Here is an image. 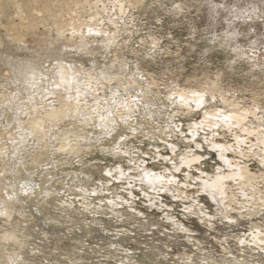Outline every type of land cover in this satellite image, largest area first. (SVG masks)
Returning a JSON list of instances; mask_svg holds the SVG:
<instances>
[{
	"label": "clouds",
	"instance_id": "9594fccd",
	"mask_svg": "<svg viewBox=\"0 0 264 264\" xmlns=\"http://www.w3.org/2000/svg\"><path fill=\"white\" fill-rule=\"evenodd\" d=\"M142 3L96 0L94 23L72 28L55 55L31 59L26 48L19 53L23 63H0V81L14 82L27 97L23 115L47 123L46 115L57 113L62 127L45 129L49 143L73 138L77 158L65 163L80 171L61 194L81 193L84 211L107 218L89 221L86 242H77L76 255L65 264H137L120 237L135 236L137 224L148 225L153 217L160 223L145 230L163 237L156 264H264V258H250L264 253V107L248 110L258 125L253 143L245 114L224 116L218 110L223 97L215 91L160 80L149 62L166 52L163 37L146 32L137 46L141 51L128 48L137 31L129 10ZM247 38L253 51L264 53V32L250 29ZM228 106L237 109L238 103ZM96 153L101 162L89 167L84 157ZM129 212L127 229L107 222ZM17 264H25L23 257Z\"/></svg>",
	"mask_w": 264,
	"mask_h": 264
},
{
	"label": "rangeland",
	"instance_id": "374dc122",
	"mask_svg": "<svg viewBox=\"0 0 264 264\" xmlns=\"http://www.w3.org/2000/svg\"><path fill=\"white\" fill-rule=\"evenodd\" d=\"M51 3L56 5L55 21L48 12ZM95 7L96 0H0V63L9 67L23 63L19 53L26 48L31 49V59L55 55L57 47L67 43L72 28L83 22L94 23ZM129 11L137 29L129 51H141L137 46L146 32L163 37L161 47L166 52L149 62L160 80H178L182 87L199 91L198 82L204 79V88L215 85L214 91L223 97L221 110L249 109L255 102L264 105V53L259 48L253 51L247 38L250 29L264 32V19L259 18L264 5L259 0H143ZM157 18L160 24L155 23ZM59 22L65 25V32L54 29ZM29 27L35 33L27 31V36H20ZM49 27L54 30L50 32ZM49 35L56 38V44L44 40ZM224 98L238 103V108L231 109ZM22 99L27 97L18 94L14 82L0 81V211L7 213L0 216V264H17V257H23L25 264H65L76 255L80 246L77 242H86L89 221L107 218H94L84 211L81 193L61 194L67 193L66 185L76 179L73 173L80 171L79 166L65 163L77 158L72 152L73 138L65 135L59 142L49 143L45 129L62 127L57 113L50 112L52 117L48 113L47 123L40 121L37 125L21 113ZM248 120L245 122H250L251 128L258 127L256 121ZM256 138V134L248 137L253 143ZM228 142L233 141L229 138ZM216 143L223 146L222 140ZM53 144L59 151H53ZM228 155L231 157V153ZM101 159L96 153L84 157V163L91 167L93 160L100 163ZM256 167L255 163L251 165L253 171ZM14 193L18 194L9 201L7 196ZM114 211L123 215L120 208ZM131 215L129 212L119 222L112 216L107 222L114 228L127 229ZM154 223L160 222L155 217L148 225L140 222L135 236L120 237L128 241L124 246H130L137 264H156L158 241L163 237H158V231L145 230ZM250 258L258 262L264 253Z\"/></svg>",
	"mask_w": 264,
	"mask_h": 264
},
{
	"label": "bare ground",
	"instance_id": "6f19581e",
	"mask_svg": "<svg viewBox=\"0 0 264 264\" xmlns=\"http://www.w3.org/2000/svg\"><path fill=\"white\" fill-rule=\"evenodd\" d=\"M55 9H56V5L55 4H53V3H51V4H49V6H48V12H50V14H51V17H53L54 18V21L55 20H57V19H55V18H57L58 16L56 15V13H55ZM57 16V17H56ZM47 19V18H46ZM62 21V20H61ZM48 22V21H47ZM50 22V21H49ZM51 23V22H50ZM49 23V24H50ZM53 25V24H52ZM49 26V25H48ZM65 25L64 24H62V23H56V25H55V30H58L57 32H62V31H64V27ZM33 28V27H32ZM31 27H29L28 29H25V30H23L22 32H21V35L20 36H25L26 34H25V32H27L28 31V33H35L34 32V29H32ZM50 28V32H52L54 29L52 28V27H49ZM69 29V28H68ZM48 30V29H47ZM47 32V31H46ZM65 32V31H64ZM25 34V35H24ZM47 34V33H46ZM30 35V34H29ZM33 35V34H32ZM27 36V35H26ZM50 36V35H49ZM49 36H47L48 38H46L45 37V41L50 45V44H52V43H55L56 42V38H54V36L53 35H51L50 37ZM59 37V36H58ZM23 38V37H22ZM25 38V37H24ZM38 38V37H37ZM41 39V38H40ZM23 40V39H22ZM22 42V41H21ZM57 43V42H56ZM55 43V44H56ZM204 81V79H200L199 80V86H200V88L201 89H203L205 86H203V84L201 83V82H203ZM206 84V83H205ZM204 84V85H205ZM211 86V85H210ZM209 89H211V90H213L214 91V87H215V85H214V87H212L211 86V88L209 87V86H207ZM197 88V87H196ZM207 88V89H208ZM194 89V88H193ZM186 90H190V91H196V90H192V89H186ZM199 90V89H198ZM256 97V96H255ZM224 101H225V104L228 106V100L226 99V98H224ZM254 104H256V102L254 103ZM253 104V105H254ZM256 106H258V107H264V105L263 104H260V103H257L256 104ZM253 107V106H252ZM249 109H251V107L249 108ZM248 108H240L239 110H237V111H228V110H226V109H218V110H220V111H222L223 112V115L224 116H226V117H230V116H232V115H234V114H236V115H238L239 113H241V112H243L244 114H245V121L246 120H248V119H250L251 118V116H249L248 115V110H249ZM49 115L52 117L54 114L53 113H49ZM250 117V118H249ZM252 119V118H251ZM249 121V120H248ZM39 122L40 121H36V124L38 125L39 124ZM33 124H34V122H33ZM36 126V125H35ZM249 126H251L250 124H249ZM256 128H257V126H252V128H251V130H252V132L254 133V134H256V135H258V133L256 132ZM253 136V135H252ZM252 139V138H251Z\"/></svg>",
	"mask_w": 264,
	"mask_h": 264
}]
</instances>
